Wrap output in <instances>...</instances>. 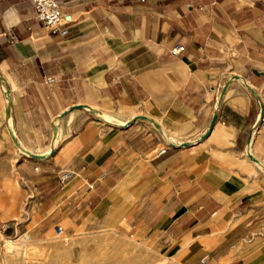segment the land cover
Here are the masks:
<instances>
[{
  "label": "crops",
  "instance_id": "0c3cea01",
  "mask_svg": "<svg viewBox=\"0 0 264 264\" xmlns=\"http://www.w3.org/2000/svg\"><path fill=\"white\" fill-rule=\"evenodd\" d=\"M60 2L65 35L30 0H0L4 111L43 155L37 219L74 220L124 190L130 221L191 259L264 264V121L246 87L264 98V0Z\"/></svg>",
  "mask_w": 264,
  "mask_h": 264
},
{
  "label": "rangeland",
  "instance_id": "374dc122",
  "mask_svg": "<svg viewBox=\"0 0 264 264\" xmlns=\"http://www.w3.org/2000/svg\"><path fill=\"white\" fill-rule=\"evenodd\" d=\"M4 82L0 75V264H201L199 257L191 259L130 221L124 190L117 191L120 203L108 202L97 211L90 204L77 219H37L41 194L33 183L39 158L25 155L12 139L17 137L4 111L10 100ZM63 138L59 130L52 142L56 146ZM56 225L62 235L56 234Z\"/></svg>",
  "mask_w": 264,
  "mask_h": 264
},
{
  "label": "built area",
  "instance_id": "2783aa9c",
  "mask_svg": "<svg viewBox=\"0 0 264 264\" xmlns=\"http://www.w3.org/2000/svg\"><path fill=\"white\" fill-rule=\"evenodd\" d=\"M34 12L35 18L42 24V26L50 33L57 35H65L68 32V29L64 26L68 21V17L64 13L62 4L60 0H30ZM7 39L9 42H14L16 40V36L12 34V32H5ZM184 48L183 45L175 44L171 48V52L174 54L179 53ZM52 80L51 78H47L46 81ZM225 86V85H224ZM246 87L254 97L259 112V119L256 123H260L264 121V98L250 85L246 84ZM224 87L219 92V99L223 94ZM166 152V147H161L156 151V155H160ZM72 177V172L65 170L61 173L59 181L62 184L68 178ZM57 235L63 234V228L60 225H56L54 227ZM204 262V258L200 259V263Z\"/></svg>",
  "mask_w": 264,
  "mask_h": 264
},
{
  "label": "bare ground",
  "instance_id": "6f19581e",
  "mask_svg": "<svg viewBox=\"0 0 264 264\" xmlns=\"http://www.w3.org/2000/svg\"><path fill=\"white\" fill-rule=\"evenodd\" d=\"M6 94H7V91H6ZM96 114V113H95ZM110 117V116H109ZM106 118V117H105ZM107 119V118H106ZM108 120V119H107ZM10 121V120H9ZM12 135V134H11ZM12 139L14 140V142H18L17 139L15 138L14 135H12ZM52 144V143H51ZM54 144V143H53ZM24 153L28 154V155H31V156H35V157H42L43 155L41 154H34V153H31L29 152L28 150L24 149L23 147L20 146V144L18 143V146ZM48 151V150H47ZM9 248V247H8ZM10 249V248H9Z\"/></svg>",
  "mask_w": 264,
  "mask_h": 264
}]
</instances>
